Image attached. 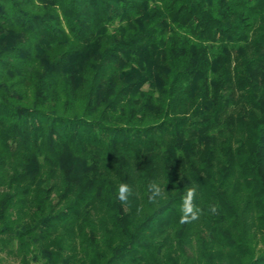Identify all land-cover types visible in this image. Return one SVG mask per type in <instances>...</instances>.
I'll use <instances>...</instances> for the list:
<instances>
[{
    "label": "trees",
    "instance_id": "16d2710c",
    "mask_svg": "<svg viewBox=\"0 0 264 264\" xmlns=\"http://www.w3.org/2000/svg\"><path fill=\"white\" fill-rule=\"evenodd\" d=\"M3 260L264 264V0H0Z\"/></svg>",
    "mask_w": 264,
    "mask_h": 264
},
{
    "label": "clouds",
    "instance_id": "9594fccd",
    "mask_svg": "<svg viewBox=\"0 0 264 264\" xmlns=\"http://www.w3.org/2000/svg\"><path fill=\"white\" fill-rule=\"evenodd\" d=\"M148 191V200L151 203H155L158 199L163 198L165 196V186H162L159 181H152L147 186ZM133 194L132 189L127 184H120L118 186V194L117 198L122 203H127L129 196ZM197 200V186L192 185L190 187L185 188V194L182 197L181 205H180V220L181 224H190L200 218L203 214V210L196 203ZM209 211L213 215L219 214V206L218 205H209Z\"/></svg>",
    "mask_w": 264,
    "mask_h": 264
},
{
    "label": "rangeland",
    "instance_id": "374dc122",
    "mask_svg": "<svg viewBox=\"0 0 264 264\" xmlns=\"http://www.w3.org/2000/svg\"><path fill=\"white\" fill-rule=\"evenodd\" d=\"M0 264H13V263L10 260H3V261H0Z\"/></svg>",
    "mask_w": 264,
    "mask_h": 264
}]
</instances>
